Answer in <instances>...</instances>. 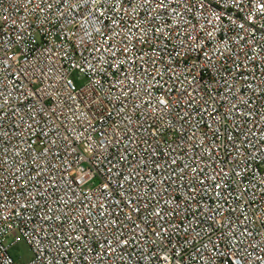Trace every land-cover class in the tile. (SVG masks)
I'll use <instances>...</instances> for the list:
<instances>
[{"label":"built area","instance_id":"2783aa9c","mask_svg":"<svg viewBox=\"0 0 264 264\" xmlns=\"http://www.w3.org/2000/svg\"><path fill=\"white\" fill-rule=\"evenodd\" d=\"M0 264H264V0H0Z\"/></svg>","mask_w":264,"mask_h":264},{"label":"rangeland","instance_id":"374dc122","mask_svg":"<svg viewBox=\"0 0 264 264\" xmlns=\"http://www.w3.org/2000/svg\"><path fill=\"white\" fill-rule=\"evenodd\" d=\"M11 254L16 256H21L23 261H28L31 258V250L26 243H19L16 247L13 248Z\"/></svg>","mask_w":264,"mask_h":264}]
</instances>
